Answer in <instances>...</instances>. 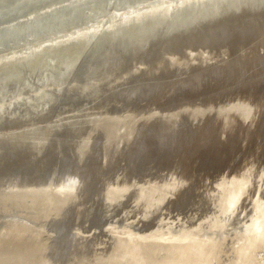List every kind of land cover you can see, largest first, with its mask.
<instances>
[{
	"label": "bare ground",
	"instance_id": "1",
	"mask_svg": "<svg viewBox=\"0 0 264 264\" xmlns=\"http://www.w3.org/2000/svg\"><path fill=\"white\" fill-rule=\"evenodd\" d=\"M263 1L0 0V143L38 155L50 140L60 142L56 134L68 127L72 149L83 156L96 135L103 146L127 142L137 123L151 119L183 114L193 122L209 113L228 125L234 117L257 119L258 103L250 91V98L243 91L245 96L233 93L145 112L112 110L106 97L131 74L156 73L164 65L206 70L224 62L225 46L188 44L179 51L173 46L177 37H192L202 21ZM159 31L174 37L157 42L159 56L152 60L141 49ZM99 44L107 54L104 62L91 61L75 74L77 60ZM119 55L125 58L117 62ZM245 163L208 180L204 205L185 211L170 206L187 179L175 173L177 168L141 178L115 172L103 179L96 197L100 230L73 225L67 247L56 237L53 221L67 209L93 210L90 203L81 204L88 194L80 192L82 180L75 172L0 185V264H264V163Z\"/></svg>",
	"mask_w": 264,
	"mask_h": 264
},
{
	"label": "water",
	"instance_id": "2",
	"mask_svg": "<svg viewBox=\"0 0 264 264\" xmlns=\"http://www.w3.org/2000/svg\"><path fill=\"white\" fill-rule=\"evenodd\" d=\"M251 8L241 7L237 12H227L214 19L211 18L209 22L207 21L208 23L202 21L197 28H192L194 29L192 37L187 40L177 37L178 44L173 46L176 51H179L182 45L188 44L194 46L207 45L215 49L219 46H225L227 54L224 62L211 65L206 70L194 68L183 72L166 69L164 65L156 73L148 75L143 72L131 74L123 84L106 97L109 101V107L112 110L119 107H130L135 112H145V109H151V107L164 110L172 109L184 102L191 103L204 100L211 94L216 95L217 93L220 95L221 93L218 92L226 90V88L241 87L247 81L254 82L263 78L264 1L262 4L259 3L257 7ZM200 29L202 31L198 32ZM185 34L183 33L182 36ZM173 37L174 33L170 32L162 34V31H159L156 35L154 33L153 36L146 38V43L143 44L141 50L144 49V51L146 50V52L152 54V60H155L158 58L159 54H156L161 48V45H158L157 42L160 40L168 41ZM96 48L93 54L82 56L77 60L76 66L73 68L75 74L82 73L91 61L96 65L104 62L105 55H107L105 51L103 52L105 49L101 44L97 45ZM115 48L117 49V47ZM124 58L125 56L119 55L116 61L118 62L119 59ZM218 87L225 88L219 90ZM80 102L79 99L69 104ZM181 118H184L183 114L168 120L159 119L164 123L162 128L166 130L163 134L177 132L180 128L177 121L181 122ZM150 123L152 122L144 123V129H142L143 125L137 123L131 139L127 142L103 146L100 144L99 135H96L91 147L87 151H83V156L76 154L72 149L69 140L71 133L67 130L68 127H62L60 132L56 134L57 138L61 140L60 142L54 141V139L50 140L38 155L25 153L24 146H11L9 143L2 142L0 143V185H6L14 180L44 179L51 175L54 180H57L63 174L72 172H75L82 182H86L90 177L88 169L91 166H102L107 160H110V163L113 164V171L104 178L110 177L115 172H121L123 177L133 175L136 178L165 174L169 169L157 173H128V170L135 164L136 159L133 157L134 154L127 156L125 154L126 150L136 151L139 149L137 144L139 140L151 137L157 138L161 134L159 132L152 133L151 128L147 127ZM119 147L121 148L119 149ZM114 151H120L121 153L115 159H111ZM100 153L102 156L99 157ZM171 171H175V168H171ZM229 171H237V169L229 168L224 172ZM175 173L177 172L175 171ZM104 178L99 182L100 187ZM70 212L71 209H67V212L62 213L52 224L56 237L64 239L65 247L72 239L73 225L77 224L81 227L94 225L99 231L103 222L101 213L94 220L92 211L87 214L88 211L85 209L80 211L78 216H72Z\"/></svg>",
	"mask_w": 264,
	"mask_h": 264
},
{
	"label": "rangeland",
	"instance_id": "3",
	"mask_svg": "<svg viewBox=\"0 0 264 264\" xmlns=\"http://www.w3.org/2000/svg\"><path fill=\"white\" fill-rule=\"evenodd\" d=\"M262 77L263 78L254 82L247 81L241 87L226 88L225 92H229L230 94L225 93L223 90V92H221L222 95L216 93L215 96L211 94L213 97H211V95L208 97L210 99H215L216 96H218L216 98L221 96L220 99H222L227 95L232 96L234 94H240L245 96L246 94V96L250 98L252 94L253 96L250 99H253V101L256 100L255 104L258 103L256 104V106L258 105L256 113H258L257 111L260 112L257 114V119L254 120L256 115L253 116V120L255 121L254 124L252 123L253 120L245 122L234 117L235 120L229 119L228 123L232 120L235 122L232 121L228 125L227 122L225 123L221 119L217 120L218 117H216L215 114L209 113V115H206L199 121L191 122V120H187L185 117L181 118L183 121H181L182 123L179 125L180 128L177 132L173 134H163V132L166 131L162 128L163 123L157 119H154V121L151 119L150 121L152 123L148 124L147 127L151 128L150 130H152V133L159 132L161 134H159L157 138L153 137L154 139L151 137L139 140L137 143L139 149L136 151L126 150L125 154L127 156L134 154L133 157L136 159L135 164L128 170V173L134 172L136 174H144L149 171L157 173L165 169L171 171V168H175V170L177 168V174L180 173L183 179L187 178L184 182L187 185L184 184V188H182L179 193L177 192V195L172 198L170 206L174 210L185 211L190 208L193 209L197 205H204L203 189L206 187L205 185H207V182L216 176V174L226 171L229 168L239 169L242 165L246 164L245 162L249 163V161L253 164L264 163V76ZM224 88L225 87H218L219 90ZM239 89H241V92H239ZM249 91L252 93L250 94ZM259 104H261L260 107ZM221 122H224L225 125ZM250 122L252 124H250ZM144 123L146 122H140L141 126L143 125L142 129H144ZM120 148L121 147H119V149ZM119 153L121 152H112L111 159H115ZM125 154L123 153V155ZM98 156L100 157L102 154L100 153ZM102 166H91L88 169L90 177L86 182L80 184L83 187L79 185L81 188L80 192L83 191L85 193L87 191L88 194H85L86 198H84V193L82 194L79 192L80 195L82 194L81 197L83 196L81 201L84 200L81 204L87 206L90 203L89 206H93L92 217L94 220L98 218L102 211V207H98L99 204L101 206V203L98 202L99 199H97V195L99 194L98 190L100 188L99 182L113 171V164L110 163V160H107V162L105 161ZM95 200L98 201L94 202ZM91 201H93V204ZM94 203L96 204L94 205ZM80 208L71 209L70 214L72 216H75L74 214H79L78 211L80 212L81 209H84Z\"/></svg>",
	"mask_w": 264,
	"mask_h": 264
}]
</instances>
